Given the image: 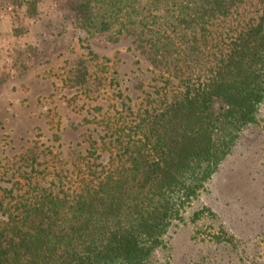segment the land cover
<instances>
[{
  "label": "trees",
  "instance_id": "obj_1",
  "mask_svg": "<svg viewBox=\"0 0 264 264\" xmlns=\"http://www.w3.org/2000/svg\"><path fill=\"white\" fill-rule=\"evenodd\" d=\"M67 1L83 33L124 39L167 76L161 89H174L138 111L133 135L115 140L116 165L82 188L10 194L0 264H150L241 134L260 123L264 0L246 22L237 18L247 0ZM231 16L233 37L210 55L209 26Z\"/></svg>",
  "mask_w": 264,
  "mask_h": 264
},
{
  "label": "rangeland",
  "instance_id": "obj_2",
  "mask_svg": "<svg viewBox=\"0 0 264 264\" xmlns=\"http://www.w3.org/2000/svg\"><path fill=\"white\" fill-rule=\"evenodd\" d=\"M261 4L247 0L237 19L256 18ZM69 9L67 0H0V223L12 192L75 191L110 170L116 138L132 136L138 111L174 89L162 90L167 76L124 39L83 33ZM235 23L212 21L210 55ZM164 243L150 264H264V107Z\"/></svg>",
  "mask_w": 264,
  "mask_h": 264
}]
</instances>
